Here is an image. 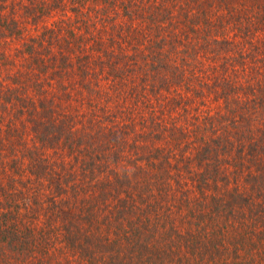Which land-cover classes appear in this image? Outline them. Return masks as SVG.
Returning a JSON list of instances; mask_svg holds the SVG:
<instances>
[{
    "label": "trees",
    "instance_id": "16d2710c",
    "mask_svg": "<svg viewBox=\"0 0 264 264\" xmlns=\"http://www.w3.org/2000/svg\"><path fill=\"white\" fill-rule=\"evenodd\" d=\"M118 261L264 264V0H0V264Z\"/></svg>",
    "mask_w": 264,
    "mask_h": 264
},
{
    "label": "rangeland",
    "instance_id": "374dc122",
    "mask_svg": "<svg viewBox=\"0 0 264 264\" xmlns=\"http://www.w3.org/2000/svg\"><path fill=\"white\" fill-rule=\"evenodd\" d=\"M244 88H245V90H247L246 83H245V87ZM173 106L176 107V105H173ZM194 113L195 112H193L192 114H194ZM166 114H167V111H166ZM145 140H147L146 143L143 142L145 150L147 149V150L151 151V149L155 148V147L166 148L168 146L167 145L168 144L167 140H165V138H163L162 136L152 137V138L150 136H147L145 138ZM118 262H119V264H123L124 261H122V262L118 261Z\"/></svg>",
    "mask_w": 264,
    "mask_h": 264
}]
</instances>
